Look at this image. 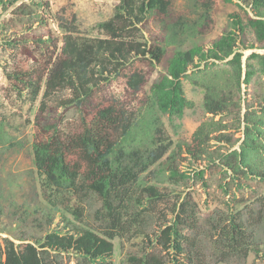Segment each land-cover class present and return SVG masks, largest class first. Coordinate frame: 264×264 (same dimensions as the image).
<instances>
[{"label": "trees", "instance_id": "trees-1", "mask_svg": "<svg viewBox=\"0 0 264 264\" xmlns=\"http://www.w3.org/2000/svg\"><path fill=\"white\" fill-rule=\"evenodd\" d=\"M178 1L119 0L113 14L97 24L103 37L80 35L76 16L58 13L60 35L32 28L19 37L3 39L14 50L10 69L4 70L9 88L32 100L42 92L31 146L44 199L38 222L44 218L51 224L56 213L59 219L43 237L21 236L18 242L4 238L0 264H60L49 258V252L65 253L86 264H112L113 238L123 228L119 207L125 197L121 194L138 186L140 174L153 172L152 166L158 173L167 168L170 178L185 175L162 160L173 145L195 160L205 157L219 169L223 180L229 178L219 183L225 191L232 185L245 188L253 181L264 182V52L257 51L264 49V0H181V8ZM221 4L236 9L228 13L221 33L205 44L203 37L212 30L213 14ZM13 6L19 23L45 25L43 13L35 10L48 11V2L0 0L3 10ZM13 19L0 23L1 29L6 31L5 22L12 25ZM44 49L49 52L43 57ZM244 50L252 51L244 55ZM121 74L128 94L143 93L139 111L148 116L144 129L123 101L96 91L98 77ZM185 81L201 92L208 116L189 140L175 143L162 117L179 127L185 110L193 106ZM64 90L70 91L67 102L77 110V118L60 129L46 112V102ZM212 140L222 145L210 149ZM203 173L199 170L195 176ZM142 191L150 196L149 202L166 199L155 185L147 184ZM88 193L102 200V216L109 224L102 233L75 225L66 216L69 212L81 218ZM196 214L185 198L175 204L172 222L160 231L161 247L179 254L171 264H201L197 250L185 252L183 247L182 227ZM243 235L240 219H233L227 240L238 243ZM134 260L166 264L159 253Z\"/></svg>", "mask_w": 264, "mask_h": 264}, {"label": "rangeland", "instance_id": "rangeland-1", "mask_svg": "<svg viewBox=\"0 0 264 264\" xmlns=\"http://www.w3.org/2000/svg\"><path fill=\"white\" fill-rule=\"evenodd\" d=\"M30 3V0H25ZM38 1V0H35ZM49 4V10L37 8V14L43 13L44 24L39 22L22 23L12 13L13 7L3 10L0 7V23L12 17V25L5 22L6 31L0 26V249H3L4 238L15 242L19 238L43 237L50 232L59 219L54 216L51 224L40 218V209L44 199L41 194L39 176L32 160V139L35 116L40 107L42 92L32 100L28 94L18 95L12 91L5 77V68L10 69L14 50L7 46L4 38L19 37L24 31L46 29L53 35L62 32L57 24V14H64L70 18L76 16L78 33L82 36L103 37V31L98 23L113 14L114 6L119 0H44ZM236 1V0H233ZM44 3V2H43ZM182 1L177 3L181 8ZM36 7V6H34ZM236 9L235 5H220L215 13L212 30L203 37L205 44L221 33L222 27L228 19V13ZM23 17L24 15H20ZM32 20V19H31ZM152 27L155 26L150 23ZM25 29V30H24ZM146 35V34H145ZM37 48V47H36ZM53 46H50L52 49ZM38 50L42 48L38 47ZM49 49V50H50ZM252 50H244L247 55ZM264 52V49L257 50ZM49 52V51H48ZM43 50L44 55H48ZM41 60L42 56L37 53ZM158 69H160L158 67ZM157 74L152 73L150 80ZM105 75V74H104ZM96 91L101 96L115 97L123 101L130 115H135L141 128H145L148 116L139 111L140 99L143 93L131 96L126 89L124 76H108L107 79L98 77ZM184 90L193 106L187 108L180 120V126L174 128L165 117H162L164 129L175 143L179 140H189L195 127L208 116L202 106V94L199 90L185 81ZM71 96L69 90L57 92L48 98L47 113L55 117L60 129H66L77 118V110L67 102ZM208 148H217L219 144L212 140ZM222 147V146H220ZM162 160L175 166L184 176L177 175L170 178L167 168L158 173L152 166L153 172L140 174L138 186L124 191L125 198L119 209L123 210V228L113 238L114 253L112 264H136L135 258L145 253H159L166 260V264L173 262V257L179 254L173 248L164 250L157 238L160 231L173 220V209L188 198L196 209L197 217L183 225L185 234L183 247L200 255L201 264H264V182L253 181L251 186L239 188L232 185V189L225 191L219 183L223 175L219 169L208 162L206 158L195 160L176 145L163 156ZM204 170L203 175L195 174ZM222 180V181H221ZM147 184L155 185L161 193H165L164 201L149 202L150 196L143 193L142 187ZM119 201V200H118ZM119 203V202H118ZM83 214L75 219L72 213H67L75 225L102 233L108 229V220L102 216V200L95 193H88L83 200ZM38 212H33L34 210ZM43 210V209H42ZM47 211V210H46ZM31 212V213H29ZM36 217L37 221H36ZM242 223L244 235L240 242L233 243L226 238L227 230L232 220ZM218 245H217V244ZM251 247V250H250ZM245 249V250H244ZM174 253V254H173ZM246 253V254H244ZM49 258L57 259L60 264H86L84 260L62 253L49 252ZM203 255V256H202Z\"/></svg>", "mask_w": 264, "mask_h": 264}]
</instances>
